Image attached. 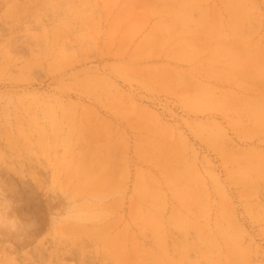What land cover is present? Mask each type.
I'll return each mask as SVG.
<instances>
[{
	"label": "rangeland",
	"instance_id": "obj_1",
	"mask_svg": "<svg viewBox=\"0 0 264 264\" xmlns=\"http://www.w3.org/2000/svg\"><path fill=\"white\" fill-rule=\"evenodd\" d=\"M0 264H264V0H0Z\"/></svg>",
	"mask_w": 264,
	"mask_h": 264
}]
</instances>
